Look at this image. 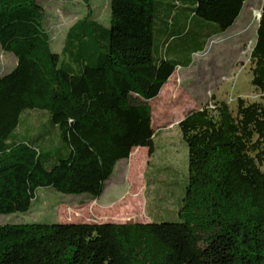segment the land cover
Returning <instances> with one entry per match:
<instances>
[{"label":"trees","instance_id":"1","mask_svg":"<svg viewBox=\"0 0 264 264\" xmlns=\"http://www.w3.org/2000/svg\"><path fill=\"white\" fill-rule=\"evenodd\" d=\"M248 1L109 0L108 26L77 21L57 54L38 0H0V49L16 59L0 75V216L27 213L43 188L95 200L118 162L151 156L150 102ZM175 39L183 62L163 52ZM250 61L259 101L233 111L212 98L177 124L188 151L178 222L4 224L0 264H264V1ZM33 111L43 131L19 137Z\"/></svg>","mask_w":264,"mask_h":264},{"label":"rangeland","instance_id":"2","mask_svg":"<svg viewBox=\"0 0 264 264\" xmlns=\"http://www.w3.org/2000/svg\"><path fill=\"white\" fill-rule=\"evenodd\" d=\"M263 1L246 2L235 24L208 42L205 52L193 57L188 67L176 68L166 89L157 100L150 102L152 127L155 134L159 131L151 156L145 148H140L132 161L118 162L102 195L95 200L87 194L64 195L52 189H39L27 213L0 216V225L178 222V206L187 181L188 151L177 124L187 112L212 106V98L226 102L233 111L237 98L259 101L258 93L250 84V53ZM38 2L43 9L42 29L49 37L51 50L57 54L62 50L67 31L77 21L90 16L106 27L109 24V0ZM162 37L155 32L154 45ZM180 41H169L168 49L164 46L163 52L167 51L171 58L183 62V55L177 53ZM15 65V57L0 49V75L11 71ZM45 124L44 113H25L17 135L33 137L43 131Z\"/></svg>","mask_w":264,"mask_h":264},{"label":"built area","instance_id":"3","mask_svg":"<svg viewBox=\"0 0 264 264\" xmlns=\"http://www.w3.org/2000/svg\"><path fill=\"white\" fill-rule=\"evenodd\" d=\"M213 40H214V38H213V39H210L209 42H212ZM204 52H205V50H204L202 53H204ZM202 53H196V54H193V55H192V58H193V57H197V56H199V55L202 54Z\"/></svg>","mask_w":264,"mask_h":264},{"label":"crops","instance_id":"4","mask_svg":"<svg viewBox=\"0 0 264 264\" xmlns=\"http://www.w3.org/2000/svg\"><path fill=\"white\" fill-rule=\"evenodd\" d=\"M168 81H169V80H168ZM167 84H168V82H167ZM167 84H166V85H167ZM164 87H165V86H164ZM164 87H163V88H164ZM163 88H162V89H163ZM162 89H161V91H162ZM161 91H160V93H161ZM160 93H159V95H160ZM159 95H158V97H157L155 100H157V99L159 98ZM158 134H159V131H158ZM137 149L141 150L140 148H137ZM137 149H134V150H137ZM132 152H133V151H132ZM132 152H131V153H132ZM130 155H131V154H130ZM128 159H130V156H129ZM128 159H127V160H128Z\"/></svg>","mask_w":264,"mask_h":264},{"label":"water","instance_id":"5","mask_svg":"<svg viewBox=\"0 0 264 264\" xmlns=\"http://www.w3.org/2000/svg\"><path fill=\"white\" fill-rule=\"evenodd\" d=\"M259 20V19H258Z\"/></svg>","mask_w":264,"mask_h":264}]
</instances>
